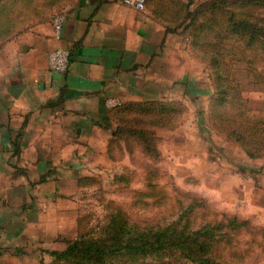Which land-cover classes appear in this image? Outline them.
<instances>
[{"label": "crops", "instance_id": "crops-1", "mask_svg": "<svg viewBox=\"0 0 264 264\" xmlns=\"http://www.w3.org/2000/svg\"><path fill=\"white\" fill-rule=\"evenodd\" d=\"M187 2L145 0L140 11L115 0H0V264H19L32 229L44 231L78 178L109 161L120 107L210 98L182 30ZM57 46L69 53L62 73L46 64Z\"/></svg>", "mask_w": 264, "mask_h": 264}, {"label": "rangeland", "instance_id": "rangeland-1", "mask_svg": "<svg viewBox=\"0 0 264 264\" xmlns=\"http://www.w3.org/2000/svg\"><path fill=\"white\" fill-rule=\"evenodd\" d=\"M202 1L182 6L181 23L188 49L212 86L211 98L176 101L178 109L170 114H123L108 149L109 161L78 178L76 191L67 196L68 209L47 213L44 231L41 226L32 229L28 243L17 249V263L52 264L53 251L61 252L79 237L101 238L104 228L119 219L141 230L173 222L190 231L206 226L216 235L207 250L212 262L264 264V173L259 167L264 159L247 155L226 135L221 115L235 110L234 82L243 90L239 95L246 107L264 110V86L251 84L264 66V39L207 36L210 41L201 49L192 32L203 19L193 22L187 11ZM230 1L217 15L213 31H224L229 13L264 30V8L250 0H239L243 7ZM214 40L219 44L213 45ZM221 88L226 99L216 104L213 98ZM160 262L195 264L175 256ZM143 263L159 264L148 258L136 264Z\"/></svg>", "mask_w": 264, "mask_h": 264}, {"label": "trees", "instance_id": "trees-1", "mask_svg": "<svg viewBox=\"0 0 264 264\" xmlns=\"http://www.w3.org/2000/svg\"><path fill=\"white\" fill-rule=\"evenodd\" d=\"M235 1L240 3L241 7L244 6L245 2H239V0L230 2ZM250 2L264 8V0H250ZM228 3L229 0H205L199 2L191 12L190 10L187 11V16L190 15L193 22H196L199 16L203 19L194 25V32H192L194 39H200L199 41L194 40V43L198 44L201 49L209 43L212 37L221 40L224 34L226 37L231 35L239 37L246 34L250 42L255 41V36L264 39V30L254 27L245 20L234 18L233 13H229L226 17L227 26L222 33L213 31L217 25V15L222 16L223 9H227L225 5ZM183 27L186 29V26ZM207 36H210V40L207 39ZM211 43L213 45L219 44L217 40ZM224 50L228 51L227 48ZM213 51H217L215 47ZM262 51L264 52V47ZM216 56L217 53L214 54V57ZM212 63L215 66L218 61L215 63V59H213ZM253 76L255 80L251 84L264 86V66ZM218 77L216 75V78ZM233 86L238 88L236 94L238 102L235 110L221 113L222 121L224 125H227L226 129L224 128L226 135L234 139L247 155L252 157L264 156V110L246 107V99L239 95L243 91L239 83L234 82ZM221 89L219 94L213 98V102L216 104L225 102V92L227 91L224 88ZM176 105H178L176 101L125 104L118 110L116 120L117 123L125 120L123 114L130 113V111L154 115L170 114L178 109ZM113 137L114 131L112 132V139ZM215 236L212 229L206 226L190 231L177 228L173 222L165 226L147 227L141 230L136 229L125 220L118 219L117 221L113 220L104 228L101 238L79 237L68 243L61 252L53 251L54 261L52 264H136L146 258L162 264L160 261L163 257L174 256L195 264H217L212 262L207 255L210 242Z\"/></svg>", "mask_w": 264, "mask_h": 264}, {"label": "built area", "instance_id": "built-area-1", "mask_svg": "<svg viewBox=\"0 0 264 264\" xmlns=\"http://www.w3.org/2000/svg\"><path fill=\"white\" fill-rule=\"evenodd\" d=\"M116 2L134 8L136 10H144L145 0H115ZM51 30L52 36L56 41L61 38V31L64 24V14L62 12H55L51 16ZM69 60L68 50L62 46H57L50 50L46 56V64L48 70L62 73L67 69ZM120 104L117 98H108L105 100V105L109 108L118 106Z\"/></svg>", "mask_w": 264, "mask_h": 264}]
</instances>
